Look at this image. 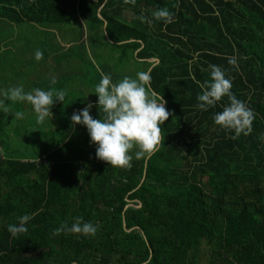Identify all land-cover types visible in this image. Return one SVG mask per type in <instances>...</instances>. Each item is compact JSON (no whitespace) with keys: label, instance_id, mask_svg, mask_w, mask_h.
I'll return each mask as SVG.
<instances>
[{"label":"trees","instance_id":"16d2710c","mask_svg":"<svg viewBox=\"0 0 264 264\" xmlns=\"http://www.w3.org/2000/svg\"><path fill=\"white\" fill-rule=\"evenodd\" d=\"M161 8L172 23L153 18ZM0 19L86 24L114 54L103 74L151 69L171 113L158 150L134 147L128 167L13 160L0 143V264H264V0H0ZM210 64L252 110L249 134L213 122L227 96L196 107ZM24 214L27 233L11 236ZM76 217L95 235H54Z\"/></svg>","mask_w":264,"mask_h":264},{"label":"clouds","instance_id":"9594fccd","mask_svg":"<svg viewBox=\"0 0 264 264\" xmlns=\"http://www.w3.org/2000/svg\"><path fill=\"white\" fill-rule=\"evenodd\" d=\"M152 15L155 20H162L165 24L173 22V14L167 9H157ZM139 19L142 23L146 20L144 16ZM33 55L36 61L43 58V52L39 49ZM228 63L235 66L236 60L229 58ZM208 67L210 78L201 85L202 91L197 94L196 107L207 111L222 97L227 96L229 103L223 106L222 111L213 114V122L223 129L233 130L235 136L242 132L249 134L254 119L252 110L231 92V79L220 66L210 64ZM150 72L151 69L138 71L135 78L124 76L116 83L112 82L110 75L102 74L93 94L97 96L95 106L103 116L94 119L90 115L94 105L87 103L70 117L73 126L82 125L86 128L90 143L96 145V158L112 167L130 166L133 157L129 153L134 147L138 149L135 152L136 159L150 157L159 148L162 139L161 125L168 120L171 113L166 108L167 101L151 88ZM52 83H55L54 78ZM4 95L11 102L29 103L36 114L37 122L41 123L51 113L50 108L54 102L64 101L66 93L52 88H34L30 92H24L22 87L16 86L8 88ZM0 110L8 111L4 101H0ZM23 116V112L15 113L16 118L22 119ZM31 219L32 216L28 214L17 217V223L7 226L8 233L13 237L27 233L26 225ZM53 231L54 235L63 232L94 236L97 228L90 222H84L82 217H76L70 226L62 223Z\"/></svg>","mask_w":264,"mask_h":264},{"label":"rangeland","instance_id":"374dc122","mask_svg":"<svg viewBox=\"0 0 264 264\" xmlns=\"http://www.w3.org/2000/svg\"><path fill=\"white\" fill-rule=\"evenodd\" d=\"M94 34L82 22L75 25H33L9 23L0 19V83L4 88L18 85L25 90L24 92H30L34 88L59 90L60 86L68 85L71 81L72 84H76L77 91L82 90L83 106L92 103L94 107L90 115L94 119H100L103 113L95 106L97 100L91 97L92 88L102 76L104 66L113 67L111 58H114V54L111 55L109 47L103 41H99ZM37 49L43 52V58L39 61H36L33 55ZM62 52L66 53L61 54ZM57 67L63 68L62 75L65 79L60 78V73L54 71ZM76 67L77 80H72L69 71L75 70ZM0 101H4L8 109L6 112L0 110V143L6 157L13 160L32 157L33 160H37L41 150L52 148L58 141L57 138L49 137L46 139L48 144H42V138L34 133L29 139L26 129H22L21 125L19 133H13L15 118L12 116V102L2 99L1 96ZM22 103L17 107V112H23ZM26 108L25 105L24 110ZM60 108L66 111V108L61 106L57 110ZM79 126L81 129L79 128L76 136L68 141L65 150H62L63 153L67 157L74 155L72 151L76 148L73 150L71 148L76 139L78 142L76 163L85 165L102 162L95 156L96 145L90 143L86 128L77 125ZM129 154L132 156V153Z\"/></svg>","mask_w":264,"mask_h":264},{"label":"crops","instance_id":"0c3cea01","mask_svg":"<svg viewBox=\"0 0 264 264\" xmlns=\"http://www.w3.org/2000/svg\"><path fill=\"white\" fill-rule=\"evenodd\" d=\"M66 52H62L61 54H65ZM155 60H150V62H154ZM62 67H58L54 69L55 72L60 73V78L65 79V76L62 75ZM77 67L75 70L69 71L70 78L77 80ZM18 83V82H17ZM1 84V83H0ZM18 85H15L16 87ZM8 88H4V85L1 84L0 87V96L2 99H5V93ZM58 90V89H57ZM59 90L65 91V99L63 102L56 101L54 102L53 106H51L48 117L45 118V120L41 123L37 122L36 114L34 113L32 106L27 103L23 102L21 107L24 113V116L22 119L16 118L15 113L17 112V107L20 106L21 102H12V108H13V117L15 118V123L13 126V133H19L20 129H26L27 137L29 139L33 136V133L39 137L42 138V144H48V141L46 139L50 138H57V142L52 148H45L39 152L40 157L37 159H42L44 161H49L51 163L54 162H66L68 160L72 161H78L77 152H78V142L75 139V142L72 144V150L76 148V150H73L72 156L67 157L63 153V149L65 150L66 146L68 145V141L73 137L76 136L78 129L81 127H77V125L73 126L72 122L70 120L71 115L74 111H78L79 109L83 108V95L82 90L80 89L77 91L76 84H72L71 81L68 85L65 84V86H60ZM25 91V90H24ZM29 91V89L27 90ZM55 98V97H54ZM25 105L27 106L26 110ZM65 107L66 111L63 108H60L58 111L57 108ZM28 109V110H27ZM32 112V113H31ZM28 113H31L30 115ZM27 114V116H25ZM32 116V118H31ZM19 125H21V128H19ZM61 134H63V137H61ZM54 136V137H53ZM29 143H31V140H29ZM83 145L82 143L80 144ZM131 151V150H130ZM23 161H34L32 157H24L21 159Z\"/></svg>","mask_w":264,"mask_h":264},{"label":"water","instance_id":"95a60500","mask_svg":"<svg viewBox=\"0 0 264 264\" xmlns=\"http://www.w3.org/2000/svg\"><path fill=\"white\" fill-rule=\"evenodd\" d=\"M105 27H106V24L104 23V25H103V32H104V36H105V38L107 39V34H106V32H105ZM148 159V157L146 158V160ZM146 163V162H145Z\"/></svg>","mask_w":264,"mask_h":264},{"label":"built area","instance_id":"2783aa9c","mask_svg":"<svg viewBox=\"0 0 264 264\" xmlns=\"http://www.w3.org/2000/svg\"><path fill=\"white\" fill-rule=\"evenodd\" d=\"M0 156H1V148H0Z\"/></svg>","mask_w":264,"mask_h":264}]
</instances>
